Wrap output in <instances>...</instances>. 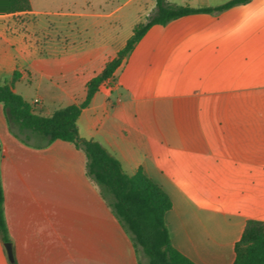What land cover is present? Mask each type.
Wrapping results in <instances>:
<instances>
[{
  "label": "crops",
  "instance_id": "0c3cea01",
  "mask_svg": "<svg viewBox=\"0 0 264 264\" xmlns=\"http://www.w3.org/2000/svg\"><path fill=\"white\" fill-rule=\"evenodd\" d=\"M34 13L31 2V9L0 14V83L19 71L14 89L17 80L33 82V97L24 98L32 102L39 97L37 108L49 114L54 109L43 111L47 101L59 104L55 109L81 101L87 80L126 39L104 52L78 38L87 21L75 27L63 23L50 31L40 28ZM76 123L80 136L99 140L126 172L141 167L169 194L172 206L165 221L176 248L197 264H233L235 242L246 220L264 219V0L153 24L113 76L100 83ZM0 140V178L6 173L10 179L2 182L4 215L17 263L65 264L71 252L76 258L81 247L51 244L50 232L34 231L29 222L33 215L17 206L24 198L32 205L46 198L66 205L68 195L61 183L34 174H49L47 164L37 163L45 149L71 147L61 139L37 147H26L13 136L2 146ZM12 152L14 158L7 159ZM22 153L37 163L29 166L28 178L16 160ZM58 160L70 166L67 157ZM84 179L87 198L77 196L93 203L94 209L79 218L96 222V236L104 243L96 246V264L108 263L105 249L110 264H142L130 240H116V229L121 228L114 213L107 210L96 186ZM41 233L42 243L35 240ZM0 264H10L1 236Z\"/></svg>",
  "mask_w": 264,
  "mask_h": 264
},
{
  "label": "trees",
  "instance_id": "16d2710c",
  "mask_svg": "<svg viewBox=\"0 0 264 264\" xmlns=\"http://www.w3.org/2000/svg\"><path fill=\"white\" fill-rule=\"evenodd\" d=\"M249 0H224L215 4L191 5L170 0H155L154 7L144 20L133 25L132 33L115 55L104 62L102 69L86 82V93L79 102H71L42 113L34 102L13 88V81L20 76L14 70L10 81L0 83V102L4 115L19 133L37 135L41 140L37 146L55 139L71 141L81 148L86 156L85 172L108 200L116 217L131 233L135 248L146 256L147 264H197L176 248L165 221V212L172 206L169 194L141 167L134 172L124 170L121 161L99 140L79 135L77 117L83 107L90 103L100 83L113 76L116 67L134 44L153 24H166L177 17L196 13L219 11ZM31 9L30 0H0V14ZM28 140V138H27ZM3 190L0 178V236L10 240L6 225ZM233 264H264V219L248 218L240 238L235 242ZM10 264H18L16 259Z\"/></svg>",
  "mask_w": 264,
  "mask_h": 264
},
{
  "label": "rangeland",
  "instance_id": "374dc122",
  "mask_svg": "<svg viewBox=\"0 0 264 264\" xmlns=\"http://www.w3.org/2000/svg\"><path fill=\"white\" fill-rule=\"evenodd\" d=\"M170 1L190 3V1L194 0ZM211 1L213 3H218L223 0ZM31 2L35 10L32 19L38 21L40 28L45 27L50 31H55V29L63 23H68L70 26L75 27V24L87 21V29L83 32L82 36L79 35L78 38H86L88 42L94 44L95 46L97 45L98 50H102L104 52L111 51L113 47L124 41V39H127V37L132 33L134 23L138 20H144L147 13H149L151 6L155 5V0H31ZM96 12L103 13L104 16H99L98 18L85 16V14ZM81 13L83 14L82 16L78 15ZM97 42H99V44H97ZM14 86L16 87V90H14L22 94L27 99L31 100L35 93L34 83L28 82L26 79L15 81ZM57 105L59 104L47 101L45 102L43 111H52ZM12 136L16 137L21 143L26 145V147H37V142H35L34 139V136L37 135H30L26 137L25 134L17 131L15 125L11 126L6 120L3 105L0 102L1 146ZM59 142L70 146L71 151H65L63 146L49 147L45 149L43 156L39 157V162L37 163H40L41 165L47 164L50 167L49 174L48 172L33 174L36 179L44 177L45 180L49 179L52 182L61 183V186L66 188L68 195L66 205L54 202L55 199L51 198L50 202H46V198L41 199L43 201L46 200L45 202L42 201L43 203L41 204L32 205L27 202L26 198H24L25 200H22L23 202L20 201L17 206H19L20 209L27 207L26 212L30 218L31 215H33L32 220L29 222L34 231L43 232L46 230L50 232L49 235H47V239L51 244H77L78 247H81V251L77 250L76 258V253L74 254V252L66 254L67 259L65 260V264H96V246H98L97 244L102 246L104 243L102 241L103 238L96 236V222L79 218L80 214H87L89 213L88 211H92V208L94 209L93 203L87 204L88 200L79 199L77 196V193H81L85 196L86 189L88 190L85 185H82L83 178H85L84 180L87 182L90 180L96 186L100 198H102L107 210L113 213L114 211L108 203V200L101 195L99 186L85 175L86 156L84 151L73 145L74 143L70 141L59 140ZM48 144L42 146H46ZM1 153L2 151L0 150V158L2 157ZM11 155L12 156H8L6 158H14V152H12ZM64 156L70 161V166L68 168H66L65 165L58 160ZM29 157L30 156L25 153L17 154L16 156V160L20 165V170L24 178H28V176L30 177L32 175V169H28L29 166L37 165V163L32 162V159H29ZM9 180L8 175L5 173L1 179V184L3 181L7 184V181ZM64 214L66 216L65 218H63ZM75 215L78 217L76 218ZM114 216L121 228V230L116 229V240H124L125 243L130 240L132 246L135 247L132 241L131 233L122 225L115 213ZM64 227L71 231L68 234H63L59 230L64 229ZM79 229H81V231ZM43 239L44 237L42 233L35 238L36 241L41 243L43 242ZM10 241L12 242V238H10ZM3 250L6 252L4 243ZM136 253L140 262L142 264H147L145 255L140 248L136 249ZM102 254L105 257L104 259L107 258L109 260L108 263L104 264H110V252H107L105 249ZM8 262L10 263L9 259Z\"/></svg>",
  "mask_w": 264,
  "mask_h": 264
},
{
  "label": "water",
  "instance_id": "95a60500",
  "mask_svg": "<svg viewBox=\"0 0 264 264\" xmlns=\"http://www.w3.org/2000/svg\"><path fill=\"white\" fill-rule=\"evenodd\" d=\"M129 52V51H128ZM7 257L10 260V262L14 261V253H13V247H12V242L10 240L3 241Z\"/></svg>",
  "mask_w": 264,
  "mask_h": 264
},
{
  "label": "built area",
  "instance_id": "2783aa9c",
  "mask_svg": "<svg viewBox=\"0 0 264 264\" xmlns=\"http://www.w3.org/2000/svg\"><path fill=\"white\" fill-rule=\"evenodd\" d=\"M32 102H34L37 105L40 102V98L39 97H34Z\"/></svg>",
  "mask_w": 264,
  "mask_h": 264
}]
</instances>
